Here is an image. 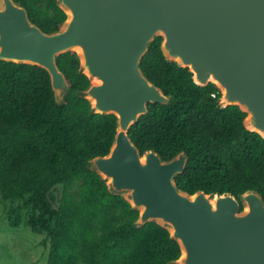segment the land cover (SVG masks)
<instances>
[{
    "label": "water",
    "instance_id": "95a60500",
    "mask_svg": "<svg viewBox=\"0 0 264 264\" xmlns=\"http://www.w3.org/2000/svg\"><path fill=\"white\" fill-rule=\"evenodd\" d=\"M67 17L43 30L16 0H0V60L46 68L62 102L70 82L58 55L76 51L89 85L78 89L93 113L115 114L110 151L88 161L109 190L139 210L135 225L156 221L181 247L169 264H264V197L256 189L193 193L176 177L182 150L170 159L141 151L129 130L149 104L175 100L144 72L141 62L161 35L171 62L189 67L202 86L215 83L221 106L237 104L244 123L264 137V0H57Z\"/></svg>",
    "mask_w": 264,
    "mask_h": 264
},
{
    "label": "trees",
    "instance_id": "16d2710c",
    "mask_svg": "<svg viewBox=\"0 0 264 264\" xmlns=\"http://www.w3.org/2000/svg\"><path fill=\"white\" fill-rule=\"evenodd\" d=\"M16 1L45 31L67 17L57 0ZM162 39L153 40L141 66L175 100L151 102L130 136L142 152L154 148L164 159L186 150L176 179L191 193L256 189L264 197V137L246 127L239 105L218 103L215 83L199 85L189 67L169 61ZM57 61L71 86L62 102L46 68L0 60V198L10 225L44 235V264H169L181 254L170 231L156 221L136 226L139 210L88 166L110 151L116 115L93 113L77 94L90 79L76 51Z\"/></svg>",
    "mask_w": 264,
    "mask_h": 264
},
{
    "label": "rangeland",
    "instance_id": "374dc122",
    "mask_svg": "<svg viewBox=\"0 0 264 264\" xmlns=\"http://www.w3.org/2000/svg\"><path fill=\"white\" fill-rule=\"evenodd\" d=\"M7 208L0 198V264H44V235L31 232L24 223L11 226Z\"/></svg>",
    "mask_w": 264,
    "mask_h": 264
},
{
    "label": "built area",
    "instance_id": "2783aa9c",
    "mask_svg": "<svg viewBox=\"0 0 264 264\" xmlns=\"http://www.w3.org/2000/svg\"><path fill=\"white\" fill-rule=\"evenodd\" d=\"M213 95H215V93Z\"/></svg>",
    "mask_w": 264,
    "mask_h": 264
}]
</instances>
